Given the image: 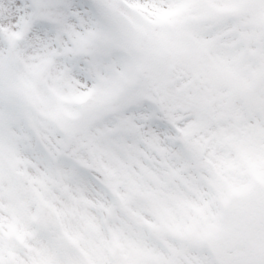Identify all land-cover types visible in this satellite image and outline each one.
Masks as SVG:
<instances>
[{
	"label": "snow or ice",
	"instance_id": "6c2138e0",
	"mask_svg": "<svg viewBox=\"0 0 264 264\" xmlns=\"http://www.w3.org/2000/svg\"><path fill=\"white\" fill-rule=\"evenodd\" d=\"M0 264H264V0H0Z\"/></svg>",
	"mask_w": 264,
	"mask_h": 264
}]
</instances>
